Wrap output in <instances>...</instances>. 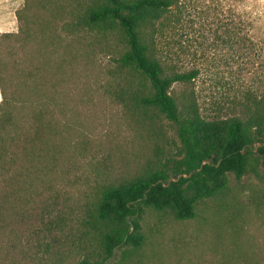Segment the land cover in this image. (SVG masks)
I'll list each match as a JSON object with an SVG mask.
<instances>
[{"label":"rangeland","instance_id":"obj_1","mask_svg":"<svg viewBox=\"0 0 264 264\" xmlns=\"http://www.w3.org/2000/svg\"><path fill=\"white\" fill-rule=\"evenodd\" d=\"M88 4L0 0V36L8 35L0 37V103L3 87L11 102L44 105L45 132L40 138L26 133L32 140L23 160L42 194L35 197L36 217L44 216L39 201L45 199L53 211L45 222L52 220L55 235L54 249L38 259L35 237L27 233L33 244L16 247L7 264L98 259L94 211L103 189L141 175L179 146L173 124L135 105L150 86L118 62L127 47L121 32L66 28ZM180 16L181 24L159 39L167 65L195 74L173 86L177 99L194 97L209 117L237 114L249 93L264 94V0H188ZM239 35L243 44L235 42ZM15 107L13 123L0 124V167L13 153L14 163H22L18 133L32 125L30 110ZM258 147L249 172L240 179L228 174L227 187L199 202L194 219L147 209L141 249L116 250L106 264H264V157ZM40 226L31 223V230Z\"/></svg>","mask_w":264,"mask_h":264},{"label":"trees","instance_id":"obj_2","mask_svg":"<svg viewBox=\"0 0 264 264\" xmlns=\"http://www.w3.org/2000/svg\"><path fill=\"white\" fill-rule=\"evenodd\" d=\"M187 5L188 0H89L88 7L66 24L76 31L115 28L121 32L127 47L118 62L143 76L150 86L149 93L136 97L135 105L157 111L174 125L179 140L174 155L148 165L141 175L103 189L94 211L100 224L99 257L84 258L78 264H106L116 250H140L144 244L141 221L147 209L169 213L177 220L194 219L199 202L216 197L227 187L228 174L240 179L249 172L256 143L262 144L258 153L264 157V94L249 93L237 114L209 117L202 114L194 97L179 100L173 95L174 85L191 81L195 74L167 65L159 39L165 30L181 24L180 14L187 11ZM244 40L242 35L235 37L240 44ZM1 96L0 124L11 125L12 110L20 105L30 110L32 122L28 132L18 133L22 163H14L13 153L0 167V262L7 264L16 247L33 244L27 233L35 237L38 259L54 249L55 235L52 220L45 222L53 213L45 208V199L39 204L46 209V217H36L35 197L40 199L42 194L30 183L31 166L23 160L29 155L28 140H32L26 133L40 138L45 132L44 105L11 102L3 87ZM204 160L208 163L202 165ZM191 172L190 177L167 185L171 178ZM36 222L41 226L31 230V223Z\"/></svg>","mask_w":264,"mask_h":264},{"label":"water","instance_id":"obj_3","mask_svg":"<svg viewBox=\"0 0 264 264\" xmlns=\"http://www.w3.org/2000/svg\"><path fill=\"white\" fill-rule=\"evenodd\" d=\"M256 145L261 146L262 144H260V143H256ZM205 163H208V160H204V162L202 163V165L205 164ZM199 170H200V169H198V171H199ZM192 174H193V172H191V173H189V174H187V175H179V176H177V178H171V179L168 181L167 185H169L171 181H178L182 176L188 178V177H190Z\"/></svg>","mask_w":264,"mask_h":264}]
</instances>
